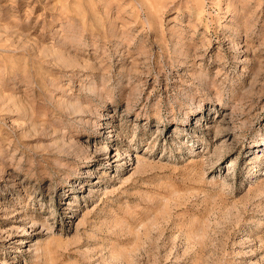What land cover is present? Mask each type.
Masks as SVG:
<instances>
[{"label":"rangeland","instance_id":"obj_1","mask_svg":"<svg viewBox=\"0 0 264 264\" xmlns=\"http://www.w3.org/2000/svg\"><path fill=\"white\" fill-rule=\"evenodd\" d=\"M0 264H264V0H0Z\"/></svg>","mask_w":264,"mask_h":264}]
</instances>
